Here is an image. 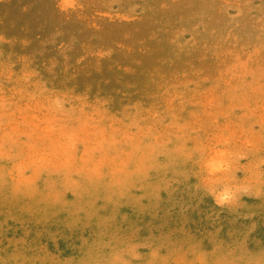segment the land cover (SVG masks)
Returning a JSON list of instances; mask_svg holds the SVG:
<instances>
[{
	"label": "rangeland",
	"instance_id": "obj_1",
	"mask_svg": "<svg viewBox=\"0 0 264 264\" xmlns=\"http://www.w3.org/2000/svg\"><path fill=\"white\" fill-rule=\"evenodd\" d=\"M0 264H264V0H0Z\"/></svg>",
	"mask_w": 264,
	"mask_h": 264
}]
</instances>
